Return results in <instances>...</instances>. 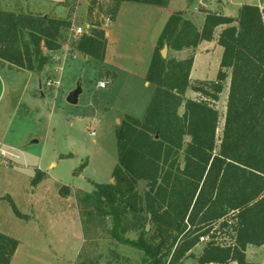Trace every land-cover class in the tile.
Returning a JSON list of instances; mask_svg holds the SVG:
<instances>
[{
    "label": "trees",
    "instance_id": "obj_1",
    "mask_svg": "<svg viewBox=\"0 0 264 264\" xmlns=\"http://www.w3.org/2000/svg\"><path fill=\"white\" fill-rule=\"evenodd\" d=\"M111 1V20L123 2L169 3ZM203 11L201 28L182 11L171 13L148 68L147 81L155 89L146 114L125 116L117 128L114 181L94 183L88 193L110 217L111 236L138 249L141 264H182L189 257L200 264H264L249 261L246 253L250 245L264 246V8L244 4L237 17ZM72 26L69 18L0 8V60L41 73L49 63L45 50H60ZM220 26L225 27L218 36L223 54L217 78L192 86L194 56L164 57L162 49H195L212 41ZM107 43L106 30L93 19L70 46L104 61ZM228 70L219 136L221 116L213 102L220 99ZM189 88L202 96L187 97ZM43 178L45 173L37 171L33 184ZM12 207L21 216L14 202ZM131 229L139 232L137 239L126 236ZM18 246V239L0 231V264H10Z\"/></svg>",
    "mask_w": 264,
    "mask_h": 264
},
{
    "label": "rangeland",
    "instance_id": "obj_2",
    "mask_svg": "<svg viewBox=\"0 0 264 264\" xmlns=\"http://www.w3.org/2000/svg\"><path fill=\"white\" fill-rule=\"evenodd\" d=\"M203 1L175 0L171 8L202 26L204 16L199 12ZM111 7V0H0L1 9L64 18L76 15V26L64 36L66 60L58 58V51L45 50L49 63L41 73L0 60L4 85L0 146L23 149L28 163L0 165V231L33 252L25 264H141L138 249L111 236L110 217L102 214L88 193L94 190V183L114 181L113 171L119 160L117 128L125 116L142 119L146 114L155 89L154 84H146L151 60L146 58L147 46L161 21L150 24V15L142 20L139 30L147 37L141 52L134 53L141 59L127 60L123 54L114 59L112 50L108 61L75 55L70 46L80 36L75 27L89 31L94 19L108 29ZM129 20L132 26L138 21ZM220 32L219 28L212 41L195 49L169 50L168 45L162 49L168 48L166 57H196L190 76L192 86L199 80H216L223 54L218 44ZM228 73L220 99L213 102L221 116L219 136L229 92L230 70ZM100 81L107 83L106 88L99 86ZM79 85V102L70 104L67 96ZM186 96L196 99L202 95L189 88ZM183 111L181 107L180 113ZM37 171H43L45 178L33 184ZM12 202L21 216L14 212ZM134 220L130 216L128 223L132 226ZM138 235L135 229L126 234L131 239ZM203 246L199 244L194 253L199 255ZM246 253L249 261H264V246L250 245ZM182 264L200 263L189 257Z\"/></svg>",
    "mask_w": 264,
    "mask_h": 264
},
{
    "label": "crops",
    "instance_id": "obj_3",
    "mask_svg": "<svg viewBox=\"0 0 264 264\" xmlns=\"http://www.w3.org/2000/svg\"><path fill=\"white\" fill-rule=\"evenodd\" d=\"M174 1L175 0H169L168 5L164 7L146 5V4L140 5L136 3L133 4V2H123L116 18L114 20L109 19L110 23L106 24L108 25V29H106V36H107L108 43H107L105 61H108L107 59L109 58L110 50H112L113 52L114 59L116 58L117 54L118 55L123 54V56L127 60H130L133 58L135 59L143 58V57H140L139 55L135 57L134 53L137 54L141 52V48L144 47V39L147 37V34L142 35L144 32H141V30L139 29H140V25L142 24V20L146 19V15H150L152 17V18L150 17L151 18L150 24H152V22H154V20H157V19L161 21L160 26L157 27L156 35L154 36V38H151V43L147 46L148 56L146 58L151 59L161 31L163 30L166 22L168 21L171 13L173 11H176V10H172L171 8L172 4H174ZM244 4L258 5L259 7L264 8V0H205L200 4L201 10L199 13L203 14L204 20H205L206 13L203 10L217 12L220 14H224L226 16L237 17L240 7ZM140 6H144V7H140ZM60 17H63V16H60ZM75 17H76L75 14L71 17H68V16L66 17L72 20L73 26H76L74 24ZM89 18L91 21L92 17H89ZM129 18L133 20L138 19V21H136L133 26L128 25V22L130 21ZM202 26H198V27L201 28ZM78 27H81V26H78ZM76 28L77 27H75V29ZM219 28L222 31L223 27L220 26L217 28V30ZM207 42L209 41H203L202 44L207 43ZM112 45L113 47L111 49ZM64 48L65 47L63 46L60 50H58V58L60 57L62 61L66 60V56L68 55L67 52H65ZM50 52H53V51H50ZM78 53L80 52H78L77 50H74L75 55ZM173 57H176V56L174 55ZM195 62H196V57H195ZM195 62H194V66H193L191 74H193V71L195 70ZM146 73H148V71ZM149 83L150 82L146 81V84H149ZM31 254H33V252L29 250L27 247H24L23 243L20 241L19 246L16 250V253L10 264H25L27 261V258Z\"/></svg>",
    "mask_w": 264,
    "mask_h": 264
},
{
    "label": "built area",
    "instance_id": "obj_4",
    "mask_svg": "<svg viewBox=\"0 0 264 264\" xmlns=\"http://www.w3.org/2000/svg\"><path fill=\"white\" fill-rule=\"evenodd\" d=\"M77 34L81 35L86 31L83 30V27H77L75 29ZM105 81H100L99 86L104 88L106 87ZM24 164L27 165L26 154L23 149L11 146V145H1L0 146V165L4 167H14L16 165ZM206 238L202 237L201 241H205Z\"/></svg>",
    "mask_w": 264,
    "mask_h": 264
},
{
    "label": "water",
    "instance_id": "obj_5",
    "mask_svg": "<svg viewBox=\"0 0 264 264\" xmlns=\"http://www.w3.org/2000/svg\"><path fill=\"white\" fill-rule=\"evenodd\" d=\"M168 51V48L162 50V55L164 57H166V52ZM3 91H4V85H3V82L2 80L0 79V99L3 95ZM82 93V88L81 86L79 85L77 88H75L74 90H72L69 95L67 96V101L70 103V104H78L79 102V97H80V94ZM149 225L147 226V229H149Z\"/></svg>",
    "mask_w": 264,
    "mask_h": 264
}]
</instances>
